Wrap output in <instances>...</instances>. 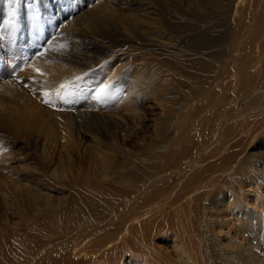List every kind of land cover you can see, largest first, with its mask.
Masks as SVG:
<instances>
[{
    "label": "rangeland",
    "instance_id": "obj_1",
    "mask_svg": "<svg viewBox=\"0 0 264 264\" xmlns=\"http://www.w3.org/2000/svg\"><path fill=\"white\" fill-rule=\"evenodd\" d=\"M231 1L0 0V264L136 217L155 263L264 264V0Z\"/></svg>",
    "mask_w": 264,
    "mask_h": 264
},
{
    "label": "bare ground",
    "instance_id": "obj_2",
    "mask_svg": "<svg viewBox=\"0 0 264 264\" xmlns=\"http://www.w3.org/2000/svg\"><path fill=\"white\" fill-rule=\"evenodd\" d=\"M219 1V0H218ZM259 1V0H258ZM251 0H232L230 3V8L233 16H238L239 11L244 5H250ZM261 2V1H260ZM216 3V2H215ZM69 4V3H68ZM218 4V3H217ZM256 4V3H255ZM260 4V3H259ZM72 6V5H70ZM229 6V4H228ZM251 6V5H250ZM79 7V6H78ZM230 11V10H229ZM249 13V12H248ZM60 16V14L58 13ZM254 25V24H253ZM73 31V30H72ZM101 33V32H100ZM102 34V33H101ZM105 34V33H104ZM73 37V36H72ZM105 39V38H104ZM106 40V39H105ZM109 40V39H108ZM132 42V41H131ZM72 43V42H71ZM74 44V43H73ZM80 44V43H78ZM102 45V44H101ZM250 46V45H249ZM89 47V46H88ZM103 47V46H102ZM197 47V46H196ZM77 48V47H76ZM75 48V49H76ZM70 49V48H69ZM96 49V48H95ZM262 49V48H261ZM81 50V49H80ZM264 51V50H262ZM259 52V50H258ZM248 55V54H247ZM262 55V52H261ZM260 57V56H259ZM262 58V57H261ZM264 58V57H263ZM246 59V58H245ZM246 61V60H245ZM260 64V63H259ZM255 65V64H254ZM245 66V65H244ZM259 66V65H258ZM243 67V66H242ZM239 68V67H238ZM2 69V68H1ZM246 70V69H245ZM244 71V69H243ZM218 72V71H217ZM260 72V71H259ZM256 73V72H254ZM253 74V73H252ZM231 75V74H230ZM235 75V74H233ZM241 75V74H240ZM249 75V74H248ZM52 76V75H51ZM236 76V75H235ZM254 76V75H253ZM251 76V77H253ZM247 77V76H246ZM249 77V76H248ZM241 79V78H240ZM244 79V78H243ZM61 80V79H60ZM116 80V79H115ZM227 80V79H226ZM239 80V79H238ZM247 81V80H246ZM237 82V81H236ZM244 82V81H243ZM242 82V83H243ZM9 83V82H8ZM263 83V82H262ZM54 84V83H53ZM102 84V83H101ZM248 84V83H247ZM245 84V85H247ZM111 85V84H110ZM234 85V84H233ZM242 85V84H241ZM263 85V84H262ZM11 87V86H9ZM101 87V85H100ZM97 88V87H96ZM133 88V87H132ZM116 86L102 85L100 91L97 93V98L99 100H105L108 96L113 94L112 100L116 101L123 90H117ZM93 90V89H92ZM219 90V89H218ZM256 92V90H254ZM60 94V93H59ZM127 95V94H126ZM92 96V95H91ZM123 96V95H122ZM236 96V95H235ZM95 97V96H94ZM93 97V98H94ZM124 98V96H123ZM262 98V97H261ZM260 98V99H261ZM264 99V98H262ZM259 100V99H258ZM121 101V99H120ZM119 101V102H120ZM125 101V100H123ZM127 101V100H126ZM125 101V104L128 102ZM27 103V101H26ZM216 103V102H215ZM29 104V103H28ZM111 104V103H110ZM23 105V104H22ZM117 105V104H116ZM129 106V105H128ZM17 107V106H16ZM222 107V106H221ZM105 108V106H104ZM1 109V108H0ZM17 109V108H16ZM19 110V109H18ZM17 111V110H16ZM29 111V110H28ZM134 113V112H133ZM11 114V113H10ZM25 115V113H23ZM83 114V113H82ZM80 115V114H78ZM7 116V114H6ZM14 116V115H13ZM24 119V118H23ZM2 121V120H1ZM209 121V120H208ZM207 121V122H208ZM200 133V131H199ZM201 134V133H200ZM166 160V159H165ZM71 170V169H70ZM90 179V178H89ZM7 186V185H6ZM251 187V186H250ZM245 188V187H244ZM253 188V187H252ZM258 188V187H257ZM254 189V188H253ZM247 190V189H246ZM256 191V190H254ZM248 193V192H247ZM258 194V192H256ZM248 195V194H247ZM40 196V195H39ZM42 196V195H41ZM3 198V197H2ZM1 198V199H2ZM45 198V197H44ZM260 198V197H259ZM230 199V197H229ZM257 200V199H256ZM49 201V200H48ZM255 202V201H254ZM46 203V202H45ZM75 203V202H74ZM226 204V203H225ZM46 205V204H45ZM55 205V204H54ZM252 205V204H250ZM256 205V204H255ZM262 206V205H261ZM226 207V206H225ZM256 207V206H255ZM69 208V207H67ZM258 208V207H257ZM69 209H72L69 208ZM224 209V208H223ZM264 209V208H263ZM42 210V209H41ZM47 210V209H45ZM54 210V209H53ZM228 210V209H227ZM50 211V210H49ZM46 212V211H45ZM54 216L55 211H50ZM77 212V211H76ZM75 213V210H73ZM79 213V212H78ZM83 213V212H82ZM217 213V212H216ZM74 215V214H73ZM76 215V214H75ZM257 215V214H256ZM259 215V214H258ZM221 217V215H219ZM41 217V216H40ZM56 217V216H55ZM76 217V216H75ZM215 218V216L213 217ZM217 218V217H216ZM215 218V219H216ZM219 218V217H218ZM222 218V217H221ZM234 218V217H233ZM260 218V217H259ZM218 220V219H217ZM220 220V219H219ZM222 220V219H221ZM57 220H53L55 225ZM73 221V220H72ZM71 221V223H72ZM43 222V221H41ZM56 222V223H55ZM134 222V223H132ZM138 221V217L133 218L132 221L124 226L118 228L114 233L109 232L108 234H98L94 235L91 233H80L70 237H64V239H59L56 241L54 247L47 249L43 254H46L44 259L37 264H159L155 263V257L149 253L151 251L147 248L153 245L151 249L154 251L153 240L150 242V238H138L135 237V233L138 232L139 225H135ZM242 222V221H241ZM59 223V222H58ZM211 223V222H210ZM227 223V221H226ZM37 224V223H36ZM213 224V223H212ZM234 224V223H233ZM232 224V225H233ZM222 225V224H221ZM229 225V224H228ZM241 225V224H240ZM15 226V225H14ZM44 226V225H43ZM239 226V225H238ZM32 227V226H31ZM226 227V226H225ZM60 228V227H59ZM208 228V227H207ZM221 227L217 228V233L219 235H226L229 239V229L225 231L220 230ZM1 229V228H0ZM67 230V229H66ZM2 231V230H1ZM12 231V230H11ZM15 231V230H14ZM55 231V230H53ZM72 231V230H70ZM106 231V230H105ZM232 231V230H231ZM39 232V231H38ZM42 232V231H41ZM81 232V231H80ZM212 232V230H211ZM1 233V232H0ZM50 233V232H49ZM2 234V233H1ZM21 234V233H20ZM34 234V233H33ZM36 235V234H35ZM40 235V234H39ZM46 235V234H45ZM52 235V234H51ZM38 237V236H37ZM58 237V236H57ZM176 237V236H175ZM244 237V236H243ZM232 238V237H231ZM230 238V239H231ZM175 239V238H174ZM173 239V240H174ZM178 240V239H177ZM172 241V240H171ZM148 243L151 246H146ZM234 244V243H233ZM240 246V245H239ZM257 247V246H256ZM228 248V247H227ZM236 248V247H235ZM222 249V248H221ZM226 249V248H225ZM223 249V251L225 250ZM235 250V249H234ZM249 250V249H248ZM43 252V251H42ZM227 252V250L225 251ZM253 252V251H252ZM222 253V252H221ZM181 254V253H180ZM224 254V253H223ZM263 254V252H262ZM260 255V254H259ZM245 257V256H244ZM228 258V257H227ZM256 258V257H255ZM36 259V258H35ZM225 259V257H224ZM236 259V258H235ZM238 259V258H237ZM157 260V259H156ZM178 260V259H177ZM247 261V260H246ZM244 262V261H243ZM233 263V262H232ZM191 264V263H190ZM193 264V263H192ZM230 264V263H229Z\"/></svg>",
    "mask_w": 264,
    "mask_h": 264
},
{
    "label": "snow or ice",
    "instance_id": "obj_3",
    "mask_svg": "<svg viewBox=\"0 0 264 264\" xmlns=\"http://www.w3.org/2000/svg\"><path fill=\"white\" fill-rule=\"evenodd\" d=\"M37 71H39V70L37 69ZM45 103H48V101H45Z\"/></svg>",
    "mask_w": 264,
    "mask_h": 264
}]
</instances>
